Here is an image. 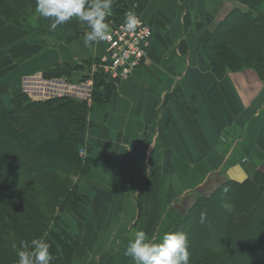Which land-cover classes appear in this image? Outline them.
Segmentation results:
<instances>
[{"label": "crops", "instance_id": "0c3cea01", "mask_svg": "<svg viewBox=\"0 0 264 264\" xmlns=\"http://www.w3.org/2000/svg\"><path fill=\"white\" fill-rule=\"evenodd\" d=\"M126 5L150 25L152 38L147 58L129 80L113 85L109 102L91 103L87 141L96 165L82 182L91 212L84 220H67L80 238L71 264H132L125 255L132 231L123 230L113 250L103 247L109 222L157 223L164 193L170 204L164 207L173 206L167 199L174 200V191L181 190L179 199L188 202L211 193L224 178L244 180L247 161L262 158L255 140L264 122V81L252 69L216 79L202 53L211 30L237 2L127 0ZM22 22L0 29L5 101L19 92L23 78L104 54L100 43L85 46L65 24L50 30L51 18L38 14ZM214 85L219 93L212 100L208 91Z\"/></svg>", "mask_w": 264, "mask_h": 264}, {"label": "trees", "instance_id": "16d2710c", "mask_svg": "<svg viewBox=\"0 0 264 264\" xmlns=\"http://www.w3.org/2000/svg\"><path fill=\"white\" fill-rule=\"evenodd\" d=\"M235 1L238 7L205 39L203 57L216 79L252 69L264 81V0ZM126 2L114 0L105 22L117 24ZM35 7L36 0H0V29L17 21L16 12ZM65 26L82 39L90 30L77 18ZM96 62L73 68L56 64L43 77L70 83L91 79V103L105 105L113 85L104 74L91 72ZM7 93L0 76V264H15L21 242L37 238L49 244L51 264H71L80 238L62 216L85 219L82 182L96 165L87 141L91 104L68 97L32 101L21 92L5 101ZM218 93L212 86L209 99ZM255 146L262 158L250 162L244 180L224 178L211 193L188 202H179L177 191L166 232L194 237L188 240L190 264H264V122ZM207 238L209 243L202 244Z\"/></svg>", "mask_w": 264, "mask_h": 264}, {"label": "clouds", "instance_id": "9594fccd", "mask_svg": "<svg viewBox=\"0 0 264 264\" xmlns=\"http://www.w3.org/2000/svg\"><path fill=\"white\" fill-rule=\"evenodd\" d=\"M113 4L114 0H36L35 12L52 19L50 30L53 31L73 18L84 22L90 30L83 42L90 46L110 38L105 20L111 15ZM139 23L136 14L130 12L121 27L132 31ZM49 247L43 238L21 242L15 264H51ZM188 247L184 232H166L160 242H153L144 230H136L131 234L125 255L131 258L132 264H190Z\"/></svg>", "mask_w": 264, "mask_h": 264}, {"label": "built area", "instance_id": "2783aa9c", "mask_svg": "<svg viewBox=\"0 0 264 264\" xmlns=\"http://www.w3.org/2000/svg\"><path fill=\"white\" fill-rule=\"evenodd\" d=\"M126 10L117 24L107 23L110 38L98 41L104 47L103 56L91 65L92 73L100 72L107 76L112 84L129 80L140 64L147 58L152 31L148 24L136 13L140 23L135 30L126 31L121 25L128 13ZM21 91L31 100H47L68 97L89 101L93 92L92 80L78 84H70L62 79H46L43 77L24 78Z\"/></svg>", "mask_w": 264, "mask_h": 264}, {"label": "rangeland", "instance_id": "374dc122", "mask_svg": "<svg viewBox=\"0 0 264 264\" xmlns=\"http://www.w3.org/2000/svg\"><path fill=\"white\" fill-rule=\"evenodd\" d=\"M131 11L138 14L144 20V18L139 13H137L134 9H131ZM16 17H17L16 23H18V22L23 23L22 21H24L26 23L31 19H37L38 13L35 12V9L32 10L31 8H29L27 10H24L23 12H16ZM149 27H150V25H149ZM150 29H151V27H150ZM1 62L5 64V61H2L0 59V64H1ZM259 154H260V152H259ZM255 158H257V157L254 156L253 158H250L247 161V163L244 166L245 170L246 169L252 170V167L249 164H250V162L252 163L255 160ZM221 181L222 180H219L218 183L216 184V186L219 185ZM179 185H181V183L178 181L177 187ZM176 193H177V191L172 192L171 195H173V197H174L176 195ZM164 195H165V193L163 194L162 199H161L162 203L160 201V206H162V207H158V210H161L163 214H161L162 217H161V215L159 217H157V220H158L157 223H154V222H135V223L131 224V223H124V222H119V223L109 222L107 224V228L104 230L105 233L103 234V236H104L103 241H101L102 244L104 245L103 247L107 248L108 251L113 250L114 247L115 248L118 247L120 242H121V240L119 239V236L123 230H127V232L132 231V233L136 230H144L147 233L149 239H151L153 242H160L162 239V236L166 233V231L168 229L167 222L171 220V218L168 215V211L171 210V207L170 206L164 207L165 204L170 205L168 202L165 201ZM169 195L170 194H167V196H169ZM197 195H204V193L200 192ZM187 197L189 198V196H187ZM187 197L185 198L186 200H187ZM182 199L183 198L179 199V196H178L179 202ZM167 200L171 201V203H173V204L175 203V200H173V199L171 200L170 197H168ZM178 201H176V202H178ZM82 212H83V215L85 218H89V213L91 212V208L85 206L83 208ZM63 215L64 216H62V217L65 220L72 221L70 219H74V217L67 212H66V214H63ZM151 220H154V218L152 217ZM69 221H67V223L71 224V223H69ZM213 225H214L213 221H211V222H209L208 226L213 227ZM188 240L193 241V242L196 241L193 236H190V239H188ZM209 241L210 240L208 238L206 240H203V239L201 240L202 244H204V245H207L209 243ZM121 251H122V248H120V252ZM103 254H104V256H107V254H105L104 251L101 252V256Z\"/></svg>", "mask_w": 264, "mask_h": 264}]
</instances>
